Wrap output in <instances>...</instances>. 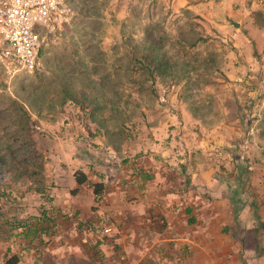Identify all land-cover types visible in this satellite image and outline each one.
<instances>
[{"label":"rangeland","instance_id":"374dc122","mask_svg":"<svg viewBox=\"0 0 264 264\" xmlns=\"http://www.w3.org/2000/svg\"><path fill=\"white\" fill-rule=\"evenodd\" d=\"M189 1L67 0L72 18L40 50L36 67L0 75V152L14 150L16 167L35 171L11 184L9 169L0 166V189L14 197L0 196V261L14 242L1 212L22 220L53 207L57 177L79 170L76 145L97 156L107 146L117 159L105 160L123 158L124 166L146 154L163 163L175 149L181 156L186 146L200 144L205 130H231L234 101L252 118L250 127L264 130V28L247 23L264 0ZM146 32L174 62L170 75L150 81L152 91L149 82L141 89L130 84L126 64L131 43L145 47ZM127 94L134 102H124ZM96 103L102 106L92 111ZM24 186L30 188L22 192ZM67 214L61 210L57 218Z\"/></svg>","mask_w":264,"mask_h":264},{"label":"crops","instance_id":"0c3cea01","mask_svg":"<svg viewBox=\"0 0 264 264\" xmlns=\"http://www.w3.org/2000/svg\"><path fill=\"white\" fill-rule=\"evenodd\" d=\"M232 104L231 130H205L200 144L181 156L175 149L163 163L146 154L124 166L123 158L105 160L117 159L107 146L97 156L76 145V169L86 181L77 183L70 171L65 180L63 172L49 209L68 217L54 216L43 241L9 244L15 264H264V130L236 115L240 101ZM92 182L103 185L97 198Z\"/></svg>","mask_w":264,"mask_h":264},{"label":"trees","instance_id":"16d2710c","mask_svg":"<svg viewBox=\"0 0 264 264\" xmlns=\"http://www.w3.org/2000/svg\"><path fill=\"white\" fill-rule=\"evenodd\" d=\"M249 24L256 29L264 28V10L255 8L250 11L249 15ZM242 30L245 31V27H242ZM260 30V31H261ZM145 44V47H142L139 49L137 47V44L131 43L129 46V50L127 53V61L126 64L130 66L129 69H132V72L129 75L128 80H130V84H136L139 85L140 89L144 86V82H149L148 86L150 87V81L153 82L155 78L159 77L162 78L165 75H170L172 67L174 66V62L171 61V59L168 56H165L163 52L159 50V44L154 37H151L148 32H146L145 40L143 45ZM131 71V70H129ZM139 76L141 77L140 80L137 78ZM150 90L152 91L153 88L150 87ZM116 94L115 92H113ZM119 96V95H118ZM125 103L126 102H134L133 100H130L131 97L129 94L126 95ZM91 101V100H90ZM111 108L116 109V102H118V99L116 98L115 101H111ZM102 105H98L97 103L95 105H92L91 109L92 111L96 109H100ZM241 108L237 107L236 109V115L238 114L240 117L243 118L244 113ZM241 118V119H242ZM120 124V123H119ZM122 129L124 128L123 124H120ZM99 129V128H98ZM100 130V129H99ZM9 155L8 157H3L4 153ZM14 150L12 149H6L5 151L0 152V166L6 167V169H9L10 176L8 177V183L14 184L16 180L19 179V177L26 179L28 174H35V171H29L25 166L17 168V161L14 158ZM27 174V175H26ZM23 176V177H22ZM73 177L74 180L77 183H83L86 181V176L81 170L73 171ZM11 178V182H10ZM14 181V182H13ZM13 182V183H12ZM9 184V186L11 185ZM22 186V185H21ZM29 186V185H28ZM28 186H24L22 192L27 191ZM91 187L92 193L94 194H100L102 190V183L101 182H92L89 184ZM73 191V189H72ZM0 196L5 197L8 201H13V193L10 189H0ZM50 210L43 208L40 211H37L36 214L29 215L25 217L24 219L20 220L18 217H16L14 214L11 213H3L6 214L5 220H4V226L6 228V231L8 232V235L12 238L14 241L17 238H24L28 241H32L34 238L39 237L40 241H43L41 238V235L48 236L47 234L48 230L51 234V227L53 225V213L50 211V215L48 214ZM8 214V216H7ZM4 217V215H2ZM20 229V231L16 232L17 229ZM8 249H6L7 251ZM18 260V256L15 253L6 255V258L4 259V264H15Z\"/></svg>","mask_w":264,"mask_h":264},{"label":"built area","instance_id":"2783aa9c","mask_svg":"<svg viewBox=\"0 0 264 264\" xmlns=\"http://www.w3.org/2000/svg\"><path fill=\"white\" fill-rule=\"evenodd\" d=\"M71 18L67 0H0V75L33 70L40 50Z\"/></svg>","mask_w":264,"mask_h":264},{"label":"water","instance_id":"95a60500","mask_svg":"<svg viewBox=\"0 0 264 264\" xmlns=\"http://www.w3.org/2000/svg\"><path fill=\"white\" fill-rule=\"evenodd\" d=\"M234 25H237V23L235 22Z\"/></svg>","mask_w":264,"mask_h":264}]
</instances>
